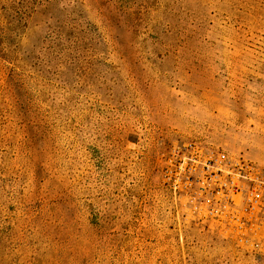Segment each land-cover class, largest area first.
I'll use <instances>...</instances> for the list:
<instances>
[{
	"label": "rangeland",
	"instance_id": "374dc122",
	"mask_svg": "<svg viewBox=\"0 0 264 264\" xmlns=\"http://www.w3.org/2000/svg\"><path fill=\"white\" fill-rule=\"evenodd\" d=\"M185 143L264 180V0H0V264H264L166 182Z\"/></svg>",
	"mask_w": 264,
	"mask_h": 264
},
{
	"label": "built area",
	"instance_id": "2783aa9c",
	"mask_svg": "<svg viewBox=\"0 0 264 264\" xmlns=\"http://www.w3.org/2000/svg\"><path fill=\"white\" fill-rule=\"evenodd\" d=\"M165 178L184 197L190 214L211 222L224 234L251 248L264 224V180L256 163L226 149L185 143ZM256 238H258L256 240Z\"/></svg>",
	"mask_w": 264,
	"mask_h": 264
}]
</instances>
